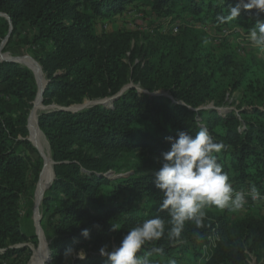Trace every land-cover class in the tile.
<instances>
[{
    "label": "trees",
    "instance_id": "1",
    "mask_svg": "<svg viewBox=\"0 0 264 264\" xmlns=\"http://www.w3.org/2000/svg\"><path fill=\"white\" fill-rule=\"evenodd\" d=\"M236 3L0 0V45L6 38L10 41L19 25H28L38 52L36 61L48 82L37 114L54 162V180L40 205L41 228L51 256L48 264H66L63 252L69 246L86 252L85 259L73 258L70 264H108L107 257L99 255L101 246L108 245L109 250L118 246L123 235L145 219H168L167 211L159 209L163 194L153 180L161 153L170 148L165 138L176 137L179 131L195 135L201 126L207 127L214 142L225 145L216 154L217 162L233 188L255 184L264 193V69L251 62L240 65L232 49L207 45L190 25L211 22L249 33L264 13L242 10L236 20L219 19ZM133 4L189 24L174 27L176 34L95 30V21L120 15ZM184 13L192 19H184ZM145 55V66L134 65ZM0 84L4 85L0 90V248L4 249L0 259L15 253L28 258V247L13 246L26 239L35 246L39 243L35 234L20 229L19 215L21 202L29 201L34 192L27 175L34 169L37 179L42 168L40 157L33 161L20 149L31 146L27 124L38 85L28 67L8 60H0ZM235 91L237 100L228 102ZM9 98L15 99L11 112L6 109ZM109 98L108 104L70 109L86 99ZM54 104L59 108L45 109ZM209 104L212 107L207 108ZM108 171L123 175L109 178ZM114 223L121 228L112 231ZM168 227L159 241L138 254L162 247L163 254L152 253L153 264H168L178 257L179 264H194L204 257L207 238L216 235L203 264H250L249 253L254 264H264V214L247 212L232 221L226 212L205 211L199 227L188 221L180 237L171 240ZM84 228L89 229L88 239L80 235Z\"/></svg>",
    "mask_w": 264,
    "mask_h": 264
},
{
    "label": "clouds",
    "instance_id": "2",
    "mask_svg": "<svg viewBox=\"0 0 264 264\" xmlns=\"http://www.w3.org/2000/svg\"><path fill=\"white\" fill-rule=\"evenodd\" d=\"M252 9L264 13V0H237L235 6L228 8V14L219 19L222 22L236 20L242 10ZM248 38L264 52V19L256 20ZM165 139L170 148L160 155L161 166L154 172L153 183L163 194L159 209L167 211L168 219L160 216L145 219L131 227L118 246H113L111 250L108 245L101 246L98 249L99 255L107 257L108 264H153L150 259L152 253L163 254L162 247H154L142 255L138 253L149 243L159 241L165 235L166 225L169 226L167 236L171 240L180 237L188 221L199 227L206 206L237 211L246 203V196L250 195L253 200L261 198L255 184L250 185L247 192L233 188L228 173L217 162L216 154L225 145L214 142L207 127L201 126L195 135L179 131L176 137L168 136ZM93 227L99 229L98 224ZM120 228L119 223L111 224L112 231ZM80 235L88 239L89 229H81ZM63 258L66 264H70L73 258L85 259L86 252L83 248L76 250L69 246L65 248ZM168 264L176 262L169 260Z\"/></svg>",
    "mask_w": 264,
    "mask_h": 264
},
{
    "label": "rangeland",
    "instance_id": "3",
    "mask_svg": "<svg viewBox=\"0 0 264 264\" xmlns=\"http://www.w3.org/2000/svg\"><path fill=\"white\" fill-rule=\"evenodd\" d=\"M184 15L185 18L184 17L183 18L186 19L187 21L192 19L189 14L186 15L184 13ZM184 23L189 24L186 22H182L179 19L172 20L170 16L166 18L163 16H157L153 14V12H151L149 9L142 10L138 4H133L128 6V9L120 15H116L110 19H98L97 21H95L94 26H95V30L98 33H109L113 31H117L119 29L121 30L128 29L134 31L136 30L141 33H149L150 35H152L154 33H162L163 31H168V30H172V33L176 34L177 32L175 33V31H173V28L176 27L177 25H184ZM190 25L194 30H196V36L199 37L201 40L205 41L207 45L213 46L216 49H220L223 47L232 49L236 53L240 65L251 62L253 65L256 66V68L264 69V52L260 51L249 41L248 38L249 33H245L244 30L241 31L240 27H225V30L227 31L226 34L224 29L211 22L193 21L192 24ZM32 36H33V31L28 27V25L26 24L19 25L15 33H13L10 41L6 42L1 47L0 57L11 58L14 61H17L18 63L20 62L22 64H25L23 58H30L36 61L38 52L36 48L31 44ZM147 61H148L147 56L145 55L141 60L135 61L134 65H137L138 68H142L147 64ZM25 66L27 65L25 64ZM3 87L4 85L0 84V90ZM238 96L239 93L237 91L232 92L228 97V102L236 101ZM111 99L112 98L102 99L99 101L86 99L82 104L73 105L70 107V109L75 111L96 103L104 104V101H108L107 102L108 104ZM14 106H15V99L14 98L7 99L6 109L9 112H11L14 109ZM206 107L208 108L212 106L211 104H209ZM33 108H34V104H33ZM57 108H59V106L54 104L45 109L53 110ZM227 108L233 109L235 107L228 106ZM38 128L36 130L35 139H32L30 131H28L29 134L27 137V141L31 146L22 145L20 147V149L24 150V153L30 156L33 161L39 160L38 157H40L41 158L40 162H42V168L38 174L37 179L35 178L34 169H31L27 175L28 183L33 184L34 186L33 187L34 192L31 199L29 201H25V200L22 201L19 206L20 229L27 235L35 234L36 236H37L36 219L38 218L39 214H41L40 199L42 195L44 196V193L47 190L46 188L48 187L49 184H51V180H52L51 177V179L43 189L40 198L37 201L36 191L40 184L45 160L40 150L36 147L37 145L36 141H38V143H41L44 140L47 145L45 138H43ZM131 172L133 171H129V173ZM106 174H107L106 176L109 178H118L123 175V173H115L114 171H108ZM235 190L245 191V192L248 191L247 188H243V187L240 188L238 187ZM205 211L214 215H221L226 212L230 220L236 221L241 219L247 212H253L256 215L264 214V200H260V199L253 200L250 196H246V203L241 209L237 211H230L228 209L221 210L216 208L215 206H206L204 212ZM40 227H41V223H40ZM42 236L44 238L43 232H42ZM44 240L46 242L45 244H47V247L44 244L43 239H40L37 246L33 245L32 241L28 239H26L24 242L18 245L13 246V247H21V246L28 247V249L31 250L30 256L26 258L25 253L20 256L15 253L9 258L0 259V264H29L32 261V258L37 250L40 252V255L44 254L45 257L48 251L47 249L48 241L45 238ZM0 252L3 253L4 249L0 248ZM174 260L176 264L180 263L179 257L175 258ZM204 260L205 257H203L200 261L194 260V264H203ZM254 260L255 257L253 256V254L249 253L250 264H254Z\"/></svg>",
    "mask_w": 264,
    "mask_h": 264
},
{
    "label": "bare ground",
    "instance_id": "4",
    "mask_svg": "<svg viewBox=\"0 0 264 264\" xmlns=\"http://www.w3.org/2000/svg\"><path fill=\"white\" fill-rule=\"evenodd\" d=\"M23 61L31 69V71L35 75V77L37 79V82H38V93H37L38 95L35 98L34 108L30 112L31 115H29V122H28V126H29V131H30L31 137H32V139H35L36 130L38 128V125L36 124V120L35 119L37 118L38 112L42 108L39 96H40V93H41L40 91H41V87H42V83H43L44 79H43L42 71H41V69H40V67H39V65L37 64L36 61H34L33 59H30V58H23ZM36 126H37V128H36ZM36 144H37L36 147L40 150V152L42 153L43 158L45 160L43 171H42V176H41V180H40V184H39V186L37 188V191H36V199L38 201V199L40 198V195L42 194L43 189L45 188V186L47 185V183L49 182V180L52 177V163H51L52 159H51V156H50V151H48L49 148L47 149L48 145H46L44 140L41 143H38V141H36ZM45 257H44V254L40 255V252L37 250L35 252L33 258H32V261L29 264H44V260L43 259H45Z\"/></svg>",
    "mask_w": 264,
    "mask_h": 264
},
{
    "label": "water",
    "instance_id": "5",
    "mask_svg": "<svg viewBox=\"0 0 264 264\" xmlns=\"http://www.w3.org/2000/svg\"><path fill=\"white\" fill-rule=\"evenodd\" d=\"M10 31H11V29H10ZM9 31V32H10ZM7 41V38L4 40V42L1 44V46H0V49H1V47L4 45V43ZM0 60H8V61H12V62H17V61H14L13 59H11V58H2V57H0ZM20 63V62H19ZM20 64H22V63H20ZM38 64V63H37ZM23 65H25V64H23ZM39 65V64H38ZM27 67V66H26ZM39 67H40V65H39ZM29 68V67H28ZM30 69V68H29ZM40 69H41V67H40ZM31 70V69H30ZM36 78V77H35ZM36 81H37V79H36ZM37 85H38V82H37ZM48 85V82L46 81V80H44L43 81V84H42V87H41V93H40V96H39V99H40V102H42V93H43V90H44V88H45V86H47ZM131 86V84H128L127 86H125L122 90H121V92L125 89V88H127V87H130ZM120 92V93H121ZM119 95V94H118ZM118 95H116V96H118ZM114 98V97H113ZM107 103L108 101H104V103ZM31 112V111H30ZM30 115V114H29ZM28 122H29V117H28ZM36 124H37V118H36ZM38 125V124H37ZM27 128H28V131H29V126H28V124H27ZM40 130V129H39ZM41 131V130H40ZM42 133V132H41ZM42 135H43V133H42ZM43 137H44V135H43ZM45 138V137H44ZM47 145H48V143H47ZM48 148H49V145H48ZM51 163H52V180H54V171H53V165H54V162L51 160ZM117 177H118V175H117ZM52 180H51V182H52ZM50 185V184H49ZM49 185H48V187H49ZM47 187V188H48ZM46 188V189H47ZM44 193V192H43ZM42 199H43V195L41 196V199H40V202H42ZM40 219H41V214H39V216H38V218L36 219V230H37V236L39 237V241H40V239H43V241H44V244L46 243L45 242V240H44V238H43V236H42V230H41V227H40ZM46 245V247H47V244H45ZM48 249V248H47ZM51 261V256H50V253H49V250L47 251V255H46V257H45V259H44V264H48L49 262Z\"/></svg>",
    "mask_w": 264,
    "mask_h": 264
},
{
    "label": "built area",
    "instance_id": "6",
    "mask_svg": "<svg viewBox=\"0 0 264 264\" xmlns=\"http://www.w3.org/2000/svg\"><path fill=\"white\" fill-rule=\"evenodd\" d=\"M176 30V28H174V31ZM225 33L227 34V31L224 29ZM247 192V191H246ZM261 198L260 200H264V193H261ZM250 196V195H249ZM251 197V196H250ZM217 236L216 235H212L210 237L207 238V240L205 241V243L202 245V252L203 255L205 257V259L209 256V254L211 253L212 247L215 246V242L217 240Z\"/></svg>",
    "mask_w": 264,
    "mask_h": 264
}]
</instances>
